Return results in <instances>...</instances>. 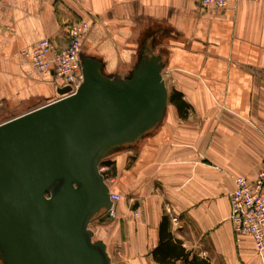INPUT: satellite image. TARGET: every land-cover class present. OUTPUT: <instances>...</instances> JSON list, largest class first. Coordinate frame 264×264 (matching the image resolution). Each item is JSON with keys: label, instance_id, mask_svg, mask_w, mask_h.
<instances>
[{"label": "crops", "instance_id": "1", "mask_svg": "<svg viewBox=\"0 0 264 264\" xmlns=\"http://www.w3.org/2000/svg\"><path fill=\"white\" fill-rule=\"evenodd\" d=\"M58 4L91 22L83 50L109 73L128 74L138 40L149 33L150 45L155 35L153 53L189 107L181 117L169 101L162 125L121 155L113 192L124 188L136 203H115L109 239L90 226L112 263L162 264L153 253L166 217L167 236L179 250L170 264H186L177 255L264 264V251L250 238L238 241L230 219L236 178L253 181L264 168V0L223 11L195 0H0V109L59 99L53 73L38 75L21 55L45 38L67 45ZM112 245L122 246V263L112 258Z\"/></svg>", "mask_w": 264, "mask_h": 264}, {"label": "water", "instance_id": "2", "mask_svg": "<svg viewBox=\"0 0 264 264\" xmlns=\"http://www.w3.org/2000/svg\"><path fill=\"white\" fill-rule=\"evenodd\" d=\"M146 35L128 74L82 47L76 92L0 124V264H113L90 229L115 206L101 165L161 126L170 101Z\"/></svg>", "mask_w": 264, "mask_h": 264}, {"label": "built area", "instance_id": "3", "mask_svg": "<svg viewBox=\"0 0 264 264\" xmlns=\"http://www.w3.org/2000/svg\"><path fill=\"white\" fill-rule=\"evenodd\" d=\"M195 1L202 8H213L223 11L243 1L258 0ZM90 25L91 22L89 20H83L72 25L68 30V46L64 50H60L49 39L45 38L30 49L22 51V56L31 64L38 75L44 76L52 72L55 85L59 88L70 86L72 93H74L83 82L80 52ZM119 198V194H111V199L114 203ZM230 206V219L237 240L250 238L256 250L259 253H263L264 168L253 181L244 177L236 178L235 189L230 195ZM136 215L138 216L139 213H136Z\"/></svg>", "mask_w": 264, "mask_h": 264}, {"label": "rangeland", "instance_id": "4", "mask_svg": "<svg viewBox=\"0 0 264 264\" xmlns=\"http://www.w3.org/2000/svg\"><path fill=\"white\" fill-rule=\"evenodd\" d=\"M57 10H58V14L60 15L61 19L64 20L65 22H67V38H68V30L69 28L76 24L79 23L81 21H83V19H76L73 17V15L71 13H68L60 4H58L57 6ZM87 21V20H86ZM91 27V25H90ZM90 27L87 31V33L90 30ZM50 40V39H49ZM51 41V40H50ZM53 44H55L53 41H51ZM68 46V42L67 45L65 47H58L60 50H64L65 48H67ZM22 55V53H21ZM170 71L167 73H163V77L164 80L166 82V85L168 87L169 93L171 95V93L173 92V81L170 75ZM62 88V87H60ZM60 98V95H58ZM45 103V101H40L39 98L37 99H31V100H26L25 102H22L19 106H12V105H4V107H2L0 109V124L4 123L12 118H15L17 116H20L22 114H25L33 109H35L36 107H40V105H43ZM124 152L120 153L119 155L115 156V157H110L109 159L105 160L102 165H101V171L102 174H104V177L106 179V183L109 185L111 191L113 192V189L115 188V186L119 183V181H121V174H122V166H123V157L121 155H123ZM120 193H116L119 194L120 198L116 200V205L120 204V203H136L132 200L131 198V194L130 193H125L124 188L121 189V191H119ZM136 214V213H135ZM116 217V216H115ZM114 217V218H115ZM118 218L116 217V220ZM113 218L110 217V219L99 223V222H94V224L91 225V227L96 230V232L99 235H106V237H110V234L114 233V228H110V226L113 224L112 222ZM121 221H124V218H120ZM122 246L118 245V246H114L112 245L110 247V253L112 258L114 259L115 262L118 263H122L123 259H124V254L122 251Z\"/></svg>", "mask_w": 264, "mask_h": 264}, {"label": "trees", "instance_id": "5", "mask_svg": "<svg viewBox=\"0 0 264 264\" xmlns=\"http://www.w3.org/2000/svg\"><path fill=\"white\" fill-rule=\"evenodd\" d=\"M170 103L178 109L181 117H186L188 115L187 110L189 107L188 104L184 101L183 95L181 93L175 91L172 92L170 95ZM167 231H168V220L166 217H164L160 225L161 243L153 253L155 259L162 264H170V262L167 261V258L179 253L177 245H174L171 242V235L168 234L167 236ZM165 238H167L168 240L166 241V243H163ZM176 258L178 260L182 259L186 264H209L207 261L200 259L198 257H194L192 260H189L187 255H184L182 257L177 255Z\"/></svg>", "mask_w": 264, "mask_h": 264}]
</instances>
